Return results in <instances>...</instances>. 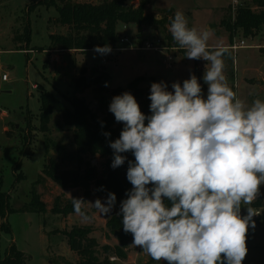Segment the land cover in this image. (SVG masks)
<instances>
[{
    "label": "rangeland",
    "instance_id": "rangeland-1",
    "mask_svg": "<svg viewBox=\"0 0 264 264\" xmlns=\"http://www.w3.org/2000/svg\"><path fill=\"white\" fill-rule=\"evenodd\" d=\"M74 2L100 3L104 0H72ZM140 0H127L128 4L137 6ZM252 4L251 0H248ZM30 7V9H29ZM173 8L186 16L189 26L198 31L211 29L210 48L227 47L224 55V74L230 87L238 97L247 104L254 99L264 100V26L254 37H244L242 31H237L232 38L221 21L229 18L231 0H149L146 14L161 18L165 9ZM58 13L50 6V0H0V170L4 176V191L10 195V206L16 211L8 215L11 233L0 235V260L3 259L12 244L25 254L26 264H66L77 263L79 255L68 245L63 230H71L75 226H90L91 237L96 238L100 246L108 244L114 247L117 238L106 226L107 220L115 213L113 209L108 215H101L91 204H85L89 219L84 220L75 213L68 216L51 211L56 198L62 204L73 198H83L94 203L100 199L102 203L106 196L96 194L93 185L90 195L86 196L82 186L62 188L51 179L37 185V191L47 204V212H22V208L31 200V190L34 182L43 172L46 164L52 161L56 164L58 173L66 170L84 172L89 162L93 161L100 174L105 170V159L99 155H83L76 153L73 140V130L64 125L59 114H53L50 122V132L39 130L40 92L53 93L66 106L73 95L74 79L86 69L87 75L103 72L109 75V82L104 92L98 91L92 84L85 90L83 96L100 117L104 114L99 110L100 97L115 88L126 87L136 77H144L139 84L146 94L150 93L151 84L165 82L169 91L172 84L189 79L195 75L197 64L198 75L203 81L207 62L190 60L185 57L186 51L176 43L167 41V32L155 25L127 26L119 24V36L128 37L129 43L118 44L109 54H100L94 50L86 52L48 50L51 45L50 34H63L65 27L57 24ZM23 23L31 24L32 35L28 50L25 43H15L23 28ZM169 31V26L167 25ZM170 32V31H169ZM171 34V33H170ZM161 38L168 51H144L137 49L146 39ZM246 47L231 48L241 40ZM24 44V45H23ZM22 45V46H21ZM131 48L117 50V48ZM167 54L171 60L167 59ZM4 74L8 79L3 81ZM204 82V81H203ZM139 104V103H138ZM28 141L24 144L23 136ZM45 140L49 142L46 150ZM23 150L24 153H21ZM21 162L23 178L19 183L14 181L18 171L14 170L17 162ZM16 183V184H15ZM261 195L252 207L260 211L254 216L255 228H249L247 236L248 254L243 264H264V185ZM241 215H247V208H241ZM127 259L119 260L112 257L115 264H167V261L150 262L151 257L140 247L133 245V239L127 248Z\"/></svg>",
    "mask_w": 264,
    "mask_h": 264
},
{
    "label": "clouds",
    "instance_id": "clouds-1",
    "mask_svg": "<svg viewBox=\"0 0 264 264\" xmlns=\"http://www.w3.org/2000/svg\"><path fill=\"white\" fill-rule=\"evenodd\" d=\"M169 31L186 58L207 62V95L191 75L182 85L174 82L173 91L163 81L152 83L147 117L131 93L112 98L109 111L124 127L110 142L111 167L124 165L122 153L134 156L126 173L132 189L120 204L122 227L154 261L243 264L259 215L252 205L264 185V100L249 105L229 86L223 59L229 49L210 48L211 29L190 27L177 11ZM94 51L109 54L111 47ZM85 204L108 215L116 195L105 203L72 197L75 214L87 220Z\"/></svg>",
    "mask_w": 264,
    "mask_h": 264
},
{
    "label": "trees",
    "instance_id": "trees-1",
    "mask_svg": "<svg viewBox=\"0 0 264 264\" xmlns=\"http://www.w3.org/2000/svg\"><path fill=\"white\" fill-rule=\"evenodd\" d=\"M148 1L140 0L139 5L134 6L128 4L127 0H104L100 3L50 0V6L55 7L58 13V17L55 19L56 23L65 27L67 32L50 34L51 45L48 50L86 52L96 46L103 47L106 44L113 49L120 40L118 33L120 23L133 24L139 29L143 26L155 25L167 32L166 39L169 43L176 44L166 28L167 25L170 26L176 12L173 8H168L165 9L163 17L156 18L153 15L146 14ZM251 2L252 4L247 0L235 12L230 11L229 18L221 21V24L229 32L230 38L239 30L242 31L244 37H254L264 26V0H251ZM31 35V24L27 23L26 25L23 23L22 31L13 37L16 44L25 43V45L23 44L24 48H17V50L29 49ZM197 67L196 64L195 76L198 78L206 97L207 85L200 79ZM109 78V75L103 72H96V75H87L86 69H83L81 74L74 79L73 95L69 99L70 106H66L49 91L43 90L40 92L39 130L42 133L50 132L52 115H61L64 125L73 130L76 153L80 160L86 154L93 157L99 155L105 159V170L100 174L99 170L93 166V161H91L83 173L79 170H66L58 173L56 164L51 160L34 182L31 190V200L20 210L37 214L47 212V204L43 201L42 195L37 191L36 186L43 184L48 178L64 189L82 186L86 190V196L90 195L92 185L99 196L108 197L109 193H115L116 195V204L113 208L115 213L107 220L106 226L108 231L117 238L118 244L114 247L108 244L100 246L96 238L90 236L93 232L90 226H75L71 230H63L70 249L80 257L77 263L67 262L66 264H115L111 260L112 257L119 260L127 259V248L133 239L131 233L124 232L122 215L119 214V211L121 201L127 198V193L132 189L126 173L128 161H134V156L131 152L122 153L127 157L124 165L115 169L111 167L113 149L110 147V142L119 138L124 125L115 120L114 114L109 111V105L113 97L129 92L135 97L141 111L147 117L151 115V101L148 98L150 93L146 94L144 89L139 86L144 77L138 76L126 87L115 88L100 97L99 110L104 114L103 117H100L99 112L91 108L83 93L92 84L97 87L98 91L104 92ZM145 123L147 124V120ZM105 133L110 135L106 136ZM23 138L25 144L28 138L25 135ZM49 142V140L48 142L45 140L46 150L49 149ZM21 153H24L23 150ZM14 170L19 173L15 176L14 181L19 183L23 178L20 161L14 166ZM60 202V198H56L51 209L52 212L63 216L75 213L71 200H68L65 204ZM14 211L16 210L10 206V195L4 191V176L0 170V235L11 233L12 229L8 222V215ZM84 211L88 215L85 209ZM25 259V254L15 244H12L5 257L0 260V264H26ZM153 261L151 258L150 262Z\"/></svg>",
    "mask_w": 264,
    "mask_h": 264
},
{
    "label": "built area",
    "instance_id": "built-area-1",
    "mask_svg": "<svg viewBox=\"0 0 264 264\" xmlns=\"http://www.w3.org/2000/svg\"><path fill=\"white\" fill-rule=\"evenodd\" d=\"M247 0H231V8L233 10V12H235V10L237 8H239L240 6L244 5L245 2ZM120 44H125V43H129L130 39L128 37H121L119 40ZM164 40L161 38H155V39H146L143 42V45L141 47H138L137 49L139 50H144V51H168L170 50L169 46L164 45ZM246 47V43L245 40H241L239 44H235L234 46H232L231 48L233 49H238V48H244ZM123 49H131V48H117V50H123ZM167 59L171 60V56L169 54H167ZM8 79V75L4 74L2 77V80L5 81ZM260 215V211H257ZM258 216V215H257Z\"/></svg>",
    "mask_w": 264,
    "mask_h": 264
},
{
    "label": "crops",
    "instance_id": "crops-1",
    "mask_svg": "<svg viewBox=\"0 0 264 264\" xmlns=\"http://www.w3.org/2000/svg\"><path fill=\"white\" fill-rule=\"evenodd\" d=\"M120 24H122L123 26H124V25H127V26H134L133 24H123V23H120ZM118 27H119V25H118ZM118 32H119V29H118ZM124 48H126V47H124ZM92 50H94V49H92ZM123 50H127V49H123ZM123 50H122V51H123ZM128 50H129V49H128ZM49 51H51V53H52V52H55V51H57V50H49ZM111 51H112V49H111ZM120 51H121V50H120ZM66 52H67V51H66ZM262 229H264V228H262Z\"/></svg>",
    "mask_w": 264,
    "mask_h": 264
}]
</instances>
